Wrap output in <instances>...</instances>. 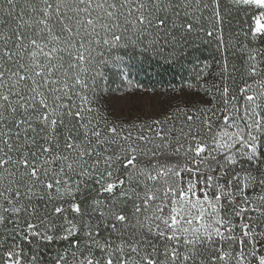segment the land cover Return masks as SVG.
I'll return each mask as SVG.
<instances>
[{
    "label": "snow or ice",
    "instance_id": "1",
    "mask_svg": "<svg viewBox=\"0 0 264 264\" xmlns=\"http://www.w3.org/2000/svg\"><path fill=\"white\" fill-rule=\"evenodd\" d=\"M0 264H264V0H0Z\"/></svg>",
    "mask_w": 264,
    "mask_h": 264
}]
</instances>
